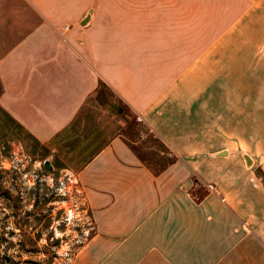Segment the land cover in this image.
<instances>
[{
	"label": "crops",
	"instance_id": "crops-1",
	"mask_svg": "<svg viewBox=\"0 0 264 264\" xmlns=\"http://www.w3.org/2000/svg\"><path fill=\"white\" fill-rule=\"evenodd\" d=\"M28 1L37 25L0 30L1 110L44 145L67 142L105 83L171 152L153 169L117 134L69 167L95 230L68 264H264V190L207 121L214 84L263 47L264 0Z\"/></svg>",
	"mask_w": 264,
	"mask_h": 264
},
{
	"label": "rangeland",
	"instance_id": "rangeland-1",
	"mask_svg": "<svg viewBox=\"0 0 264 264\" xmlns=\"http://www.w3.org/2000/svg\"><path fill=\"white\" fill-rule=\"evenodd\" d=\"M38 19L28 0H0V30L7 41L6 29H31ZM250 37L242 32L225 39ZM9 42L0 44V52ZM240 68L242 76H232L236 80L214 84L216 98L210 103L207 121L215 124L217 143L227 142L244 168L255 172L253 184L264 190V43L258 50H248L247 65ZM115 97L109 86L100 83L73 121L76 130L67 142H40L36 148L26 130L0 108V264H68L81 245L77 242L80 226L67 224L63 196L47 184L45 160L53 165L58 187L60 169L79 168L103 139L122 134L148 155L153 169L165 164L160 161L161 146L154 133L129 107L124 113L115 107ZM244 154L253 159L250 165Z\"/></svg>",
	"mask_w": 264,
	"mask_h": 264
},
{
	"label": "built area",
	"instance_id": "built-area-1",
	"mask_svg": "<svg viewBox=\"0 0 264 264\" xmlns=\"http://www.w3.org/2000/svg\"><path fill=\"white\" fill-rule=\"evenodd\" d=\"M137 120L142 121L137 115ZM13 157V156H12ZM26 157V156H25ZM58 187H55V172L49 171L47 175V184L56 194L63 196L64 219L68 225H78L81 228V236L77 242L81 245L87 241L91 233L95 230L94 221L90 214L87 195L80 182L79 175L69 168H62L58 171ZM50 180V182H49Z\"/></svg>",
	"mask_w": 264,
	"mask_h": 264
},
{
	"label": "water",
	"instance_id": "water-1",
	"mask_svg": "<svg viewBox=\"0 0 264 264\" xmlns=\"http://www.w3.org/2000/svg\"><path fill=\"white\" fill-rule=\"evenodd\" d=\"M91 13H92V9L89 11V13L85 17L84 21L82 22V24H85L87 22V20L89 19ZM114 106L117 107L118 104L115 103ZM119 110L121 111V108ZM226 153H227L226 151H223V152H220L218 154L219 155H223V154H226ZM244 157H245V160H246L247 165H250L252 163V161H253L252 158L248 154H244ZM44 165H45V167H46L47 170H49V171H52L53 170V165H52V163H51L50 160H45L44 161ZM2 256L5 257L6 262L9 261V258L6 255H2Z\"/></svg>",
	"mask_w": 264,
	"mask_h": 264
},
{
	"label": "trees",
	"instance_id": "trees-1",
	"mask_svg": "<svg viewBox=\"0 0 264 264\" xmlns=\"http://www.w3.org/2000/svg\"><path fill=\"white\" fill-rule=\"evenodd\" d=\"M117 103H118V106L120 107V108H122V112L124 113L125 112V110H126V105L125 104H123L122 103V101H120V100H117ZM18 125V124H17ZM19 126V125H18ZM19 127H21V126H19ZM28 135L30 136V138L35 142V146H34V148H36V146L37 145H39L40 144V142L36 139V138H34L31 134H29L28 133ZM156 140H157V142L160 144V146H161V148L163 149V151H167L168 153H171L170 151H169V149L167 148V146L159 139V138H157L156 137ZM172 155V154H171ZM169 159V161L168 162H172L174 159H175V156L174 155H172V157L171 158H168Z\"/></svg>",
	"mask_w": 264,
	"mask_h": 264
}]
</instances>
